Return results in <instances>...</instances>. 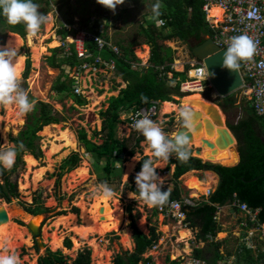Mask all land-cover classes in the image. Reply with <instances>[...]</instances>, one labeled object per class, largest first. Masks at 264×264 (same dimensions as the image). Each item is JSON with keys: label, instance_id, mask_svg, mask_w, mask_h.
I'll list each match as a JSON object with an SVG mask.
<instances>
[{"label": "rangeland", "instance_id": "obj_1", "mask_svg": "<svg viewBox=\"0 0 264 264\" xmlns=\"http://www.w3.org/2000/svg\"><path fill=\"white\" fill-rule=\"evenodd\" d=\"M51 1L50 7L42 5L39 8L40 12L47 15L48 20L41 26L38 34L35 37H29L27 34L26 39L20 37L21 45L16 44L19 48V54L24 55L23 70L19 73L21 87L28 92L29 100L35 102V109L25 117L20 118L16 115L14 108L0 107V146L15 144L13 139L18 138L26 131L30 117L35 114L39 117V112H36V110L40 104L49 105L58 114L62 122L59 125L43 128L38 134L37 145L42 151V157L36 158L26 151L22 156V162L16 165L15 171L10 175L11 184L16 185L17 196L12 197L10 201L0 199V207L5 206L10 214V221L6 225H11L7 235H0V253H14L19 257L20 264H40V258L47 257L50 252H60L66 263L72 264L80 253L88 250L91 253V264H114L117 256L131 255L135 252L136 243L132 228V214L137 228L142 233L148 235L151 227H156L162 233L156 243L159 248L156 251H148L145 255V257L150 255L154 264H167L168 259L173 260L180 256L183 258H185L184 256L192 257V252L187 250L186 246L184 247L183 243L179 241L181 240L180 229L184 226L180 221L165 219L160 214L158 207L149 208L137 199V195H129L132 193V188L136 189L134 179L139 172L138 168L141 167V161L145 157L154 159L149 152L145 151L144 137L133 127L132 118L136 114L135 110H130L121 115L120 123L116 125V136L120 140H128L129 147L133 148L136 153L134 157L121 164V168L117 167L115 162H121L125 157L120 158L114 153L113 167L115 170L112 174L108 175L104 171L106 163L87 153L85 145L80 141L79 136L83 131L86 133L88 140L99 146L104 145L107 138V132L105 131L107 123L103 115L109 109V100L118 98L121 92L127 88V83L123 81L121 73L116 70L115 63L105 61L102 57L103 63L100 62L101 58L97 57V61L87 62L82 67L72 66L67 62L73 55L72 47H74L78 56L76 45L80 41L93 37V35H99L96 34L98 30L101 33V29L96 28V21L99 20L101 27L105 22L108 25L106 37L109 38L107 42L110 49L119 56L122 54L120 46L131 49L137 59L132 61V67L134 69L148 68L151 47L141 44L142 38L138 36V31L140 30L139 25L142 23V13L148 12L147 9H152V0L143 3V10H138L135 3L132 7V4L124 2L122 5L117 6L115 12L110 11L106 17L97 14L95 4H91L89 13L84 14L79 5L74 0H70L72 10L68 15L66 14V8L62 11L59 10L60 0ZM82 7L86 9V3L82 4ZM128 10L130 13H125ZM88 17H91L92 22L85 26V20ZM71 18L73 22L67 23V20ZM63 28L72 31L71 35L63 38L60 34ZM12 34L10 32H5V34H2V31L0 32V48L7 44ZM89 42L95 41L89 40L84 43L86 57L91 55L86 47ZM164 45L174 52L173 71L183 72L186 66L192 68L191 65L194 60L191 46L189 47V45L178 39L166 41ZM97 46L99 47L98 44ZM56 49L58 52L54 53L53 51ZM99 50H101V47H99ZM144 53H147V56ZM55 54L56 63L60 65L59 68L52 66ZM78 59L83 60L84 58L78 57ZM28 62H30V70L27 74ZM193 72V69L187 72V78L192 79L194 77ZM66 75L73 80L74 95L86 102L84 106L79 107L76 105L75 100L69 98L67 94H58L54 91V88L66 79ZM170 78L171 74L168 73L167 79ZM167 84L170 87L172 84V87H174V84L170 81H167ZM208 84V81L203 82L204 87H207ZM185 92H191L192 94H186ZM180 93L183 95L182 98L172 97L174 103L171 104L176 107L175 112L162 115L163 104L158 103L155 113L149 115L153 121L161 125L169 137H172L181 127L177 111L179 106L185 105L182 103L184 99L199 98L206 101L205 103L208 106L214 105L219 109L221 108L219 98L212 89H205L202 94L200 89H194L191 83L185 82L181 84ZM209 94H211L212 100H205L208 99ZM232 96L235 100L236 109L228 113L230 117L222 114V120L227 128L229 125L236 123L238 118L242 116L241 106L243 102H250V94L244 90L236 92ZM187 105L193 111L202 112L204 116L203 119L199 118L196 123L193 120V124H199L205 119L212 121L207 112L205 114L194 105ZM49 127L50 132L45 131ZM193 129L194 127H191L189 130L193 131ZM64 131H69L72 134L74 144L69 145L66 139L62 137L61 134ZM192 133L197 136L195 140L199 146H195V141L189 143L192 156L199 157L200 155H196L195 151L201 147L212 151L201 145V137L214 142L218 136L217 133L215 136L207 135L204 129L198 133ZM53 146L56 150L52 149ZM216 148L223 153L229 150L234 151L236 146L233 144L227 149H219L218 146ZM75 154L80 159L77 167L72 171H69L68 167L62 169L66 160ZM27 157L33 158L31 162L27 161ZM174 157L173 154L170 159H174ZM134 159L136 164L129 175L126 172L127 164ZM202 159H204V162L211 161L215 163L216 161L209 157H203ZM219 159L216 162H219L218 164H232V161ZM169 161L163 167H157L155 163L153 166L157 167L158 175L163 178V190L172 192L175 186L172 178L174 165H169ZM84 166L86 172L81 175L77 174V170L84 168ZM191 172L195 173L183 175L179 178L177 188L181 190V198L198 201L202 196H206L213 182L216 185L217 181H213V178L210 177L207 183H203L205 175H203V171ZM104 182L114 191V196L107 199L106 203L116 210V213L114 212L115 217L111 211L101 214L100 209L102 206L97 205L98 203H104V201L94 195V190L98 184ZM0 183L4 184L3 181H0ZM97 210L98 212H96ZM31 211H38V215H34ZM87 212L97 216L98 226L92 228V231L91 228L81 229L84 218H87ZM23 214L29 217L26 218L25 216L24 218ZM104 216H109L112 222L102 220L101 218ZM33 217L43 218L39 236L42 246H40L38 237L33 236L26 227V224L32 221ZM111 223L113 229H102V226ZM186 228H189V226ZM54 238L59 239V242H61L56 249L52 247ZM66 242H70L71 246L68 247ZM193 242H196V239L191 240V243ZM182 250H184V253Z\"/></svg>", "mask_w": 264, "mask_h": 264}, {"label": "trees", "instance_id": "obj_2", "mask_svg": "<svg viewBox=\"0 0 264 264\" xmlns=\"http://www.w3.org/2000/svg\"><path fill=\"white\" fill-rule=\"evenodd\" d=\"M74 1L79 5L84 14L89 13V6L91 4L97 6L96 12L99 16L106 17L110 12V10L104 9L103 6L97 4L96 1L93 0H83L84 2L82 0ZM132 1L136 4L138 10H143V3L147 0ZM32 2L47 7H50L52 4L51 0H32ZM60 2L61 6H59V10L62 11V9L66 8V14L69 15L72 10L71 1L60 0ZM155 2L156 0H152L151 7ZM160 2L163 5L160 19L165 21L164 25L158 26L153 21L147 19L152 15V9L142 13V23L139 25L140 30L138 31V36L142 38L141 44H146L151 47L148 68L134 69L132 67V61H136L137 59L131 49L120 46L122 54L119 56L109 47L99 50L95 42H89L86 45L91 54L90 56L83 60L78 59L74 47H72L73 55L67 60L72 66L82 67L85 63L95 62L97 61V57H102L105 61L115 63L116 70L121 73L123 81L127 83V88L121 92L118 98L109 100V109L103 115L107 123L105 129L107 138L105 139L104 145L99 146L88 140L86 133L83 131L79 136L80 141L83 142L86 147L87 153L106 163L104 171L108 175L112 174L115 170L113 167L114 153L120 158H123V156L125 157L121 160V164L126 162L129 158L134 157L136 153L133 148L129 147L128 140H120L116 136V125L120 123L121 115L130 110H135V112L142 109L151 110L154 107V103H174L172 97H183L180 93L181 84L190 80L187 78L186 74L192 68L186 66L183 72L173 71L172 64L174 61V52L165 46L164 42L178 39L185 44H189L191 40H203L205 36L214 38V30L208 22L206 13L203 10L205 0H160ZM85 3L86 9H83L82 4L84 5ZM103 10L105 11L103 12ZM90 18L91 17H88L85 20V26L92 22ZM72 22V18L67 20L69 24ZM96 28L101 29L99 20L96 21ZM1 31L2 34H5V32L17 34L23 39L27 37V32L23 23L15 26L9 25L3 15H0V32ZM71 33L72 31L63 28L60 34L65 38L71 35ZM96 34L103 36L106 42L109 41L106 34L104 35V31L101 34L98 30ZM55 44H57V42H55ZM190 49L192 53V47ZM53 52L57 53L58 50L56 49ZM192 57L197 59L198 62H202L199 58L195 57L193 53ZM52 62L54 68L60 67V65L56 63V54L53 56ZM29 70L30 62L27 64V74ZM168 73L171 74L170 79H167ZM66 76V79L60 82V84L54 88V91L58 94H67L69 98L75 100L77 106H84L86 102L74 95L72 87L73 80L70 79L68 75ZM167 81L172 82L174 87H172V84L171 87L168 86ZM142 95L148 98V103L142 102ZM224 101L227 102V109L229 112L236 109L233 96ZM241 108L244 112L243 119L238 121L236 126L229 129L232 131L239 144V150L249 152L237 165L233 167H223L203 162L201 159L193 157L191 151L190 159L186 164L181 163L176 157L169 161V165H174L172 178L175 182L173 191L170 192L169 202L180 200L181 190L177 188V181L186 173L191 171L212 170L222 177L220 188L210 196L208 202H203L200 206L191 209L186 214V222H191L190 227H193L195 221L201 223L202 232L200 237L203 239L208 234L215 235L217 233V222L215 220L218 211L217 206L226 205L232 200L233 195H236L240 202L246 203L252 209L260 208L259 220L264 223V120L255 115L250 108L249 102L244 101ZM36 112H39V117L36 114L30 117L26 131L18 138L13 139L15 144L18 145L23 143L24 145L23 150H18L17 163L10 170L0 168V181L4 183H0V199L10 201L12 197L17 196L16 185L10 182V175L15 171L16 165L22 162V156L26 151L36 158L42 157V151H40L37 145V140L39 139L38 134L43 128L51 125H59L62 122L58 114L50 108L49 105L40 104ZM146 159H148V157H145L141 161V166ZM79 160L77 154L73 155L66 160L62 169L68 167V170L72 171L77 167ZM140 169L141 167L138 168V171H140ZM131 192L138 196V190L132 188ZM31 212L34 215H38V211ZM131 220L133 221L132 228L134 230L136 250L131 255L117 256L114 263L139 264L141 261H144V264H148L152 261V258L143 259V255L159 241L161 234L157 232L156 227H151L150 233L146 235L137 228L132 214ZM66 244L68 247L71 246L70 242H66ZM199 254L200 251H196V255L199 256ZM90 256L91 253L88 250L84 253H80L72 264H91ZM40 264L68 263H66L60 252H50L47 257L40 258ZM168 264H178V262L174 260Z\"/></svg>", "mask_w": 264, "mask_h": 264}, {"label": "clouds", "instance_id": "obj_3", "mask_svg": "<svg viewBox=\"0 0 264 264\" xmlns=\"http://www.w3.org/2000/svg\"><path fill=\"white\" fill-rule=\"evenodd\" d=\"M124 2L125 0H96L97 4L112 12H115L117 6ZM162 7L160 0H156L152 5V15L148 17L158 26H163L165 23L160 19ZM39 8L40 5L33 3L32 0H0V15L6 18L9 25L15 26L23 23L29 37H35L41 26L48 20L47 15L40 12ZM258 12V9H254L248 15L254 19H261ZM255 52V42L249 35L245 33L233 36L224 53L222 67L229 71H235L239 69L242 62H250ZM23 56L19 54V48L12 42L0 48V107L14 108L16 115L20 118L35 109V102L29 100L28 92L21 87L20 75L16 67L18 60ZM202 72L205 70L202 69ZM212 75L214 74L205 72L207 78ZM141 100L143 103H148L146 96L142 95ZM177 116L182 129L191 128L194 113L189 105L179 106ZM133 127L142 134L146 144L145 151L154 158L144 160L140 171L135 175L134 183L138 189L137 199L149 208H163L169 203L171 194L169 191L163 190V178L158 175L156 169L166 165L173 154L177 160L186 164L190 159L189 140L184 131L170 138L161 125L153 121L147 114H143V118L136 119ZM23 149V143L0 146V168L10 170L15 164L18 150ZM154 163L157 167L153 166ZM115 164L121 168L119 161ZM94 195L107 200L114 196V191L104 182L95 187ZM129 195H135V193ZM0 264H20V260L14 253H0Z\"/></svg>", "mask_w": 264, "mask_h": 264}, {"label": "built area", "instance_id": "obj_4", "mask_svg": "<svg viewBox=\"0 0 264 264\" xmlns=\"http://www.w3.org/2000/svg\"><path fill=\"white\" fill-rule=\"evenodd\" d=\"M215 7L222 10L221 20L218 22H214L215 18L210 17L211 10ZM254 9L259 10L258 15L261 19L249 17L248 13ZM203 10L214 30L213 39L221 48L227 50L233 36L245 33L255 42L256 52L253 59L250 62H242L239 68L243 78L242 90L250 94V107L258 118L264 120V0H205ZM102 33L103 26L101 27ZM89 40L95 41L101 47V50L109 47V43L102 36L93 35V37L80 41L76 45L79 58H86L84 43ZM100 62L103 63V60L101 59ZM191 66L194 71V77L186 83H191L194 89H200L202 94L205 89H211L209 84L207 87L203 86V82L208 80L205 76L206 68L203 62H193ZM202 69L205 72H202ZM185 93L192 94L191 92ZM156 107H158V103H154V107L151 110L142 109L136 112L132 121L135 122L136 119L143 118V114L148 116L154 114ZM138 113L141 115L138 116ZM233 206L239 207L240 210L246 212L252 221L257 220L260 213L259 209H252L249 206L240 204L235 199ZM195 207L196 204L193 199L182 198L173 200L163 208H158V210L165 219L180 221L184 227H187L189 223L186 222V213ZM157 248L156 244L152 246V250H157ZM192 264L204 263L199 259H194Z\"/></svg>", "mask_w": 264, "mask_h": 264}, {"label": "crops", "instance_id": "obj_5", "mask_svg": "<svg viewBox=\"0 0 264 264\" xmlns=\"http://www.w3.org/2000/svg\"><path fill=\"white\" fill-rule=\"evenodd\" d=\"M125 2L132 4L133 7L134 2L132 0H125ZM147 10L150 11V9ZM126 12L130 13L129 10L125 11V13ZM103 29L105 35L107 29L106 22L103 23ZM241 113L242 116L238 118V121H241L243 119L244 112L242 108ZM238 121H236V123L232 125H229L228 129L236 126ZM231 152L235 157V161H233L232 164L224 165L223 167H233L237 165L248 155L249 151L239 150V144L237 142L236 149ZM206 172L208 171H203V175H205L203 177L204 181L202 182L207 183L210 180V177H212L213 181L216 180L217 183L215 185V182H213L206 196H202V198H199L198 201L194 199V202L196 204L195 208L200 206L203 202H208L210 196L217 192V190L220 188L219 187L217 189L219 182V178L216 175L217 173L212 170L209 171L211 173ZM234 199L237 200L240 204L248 206L246 203L240 202L236 195H233L232 200L226 205L217 206L218 211L215 217V220L217 222V233L215 235L208 234L204 239L201 238L200 235L202 232V225L197 221L194 222L193 227H190L191 222H187L189 223V225H187L189 226V228H186L184 226L183 228L181 226L182 228L180 230L189 231L190 237L187 238L186 241H179L183 243L184 247L186 246L187 250L192 252V257L184 256L185 258H183L182 256H180L173 260L168 259L167 264L174 260H176L178 264H192L194 259H199L204 264H264V223L259 220V215L257 220L252 221L250 219V216L246 212L240 210L239 207L233 206ZM257 209L261 211L260 208ZM195 229H197L198 231H196ZM157 232H159L162 236V233L160 231L157 230ZM221 234L224 235L220 236ZM195 239L196 242L191 243V240ZM187 241H189V243H187ZM156 246H158V244H156ZM148 251L156 250H152L151 248L148 249ZM196 251H200L199 256L196 255ZM182 252L184 253V250H182ZM146 253L143 255V259L151 258L150 255L145 257V255H147ZM139 264H144V261H141ZM150 264H154L153 260L150 262Z\"/></svg>", "mask_w": 264, "mask_h": 264}, {"label": "water", "instance_id": "obj_6", "mask_svg": "<svg viewBox=\"0 0 264 264\" xmlns=\"http://www.w3.org/2000/svg\"><path fill=\"white\" fill-rule=\"evenodd\" d=\"M197 41V40H196ZM226 49L221 48L218 46L214 39L209 36H205L203 40L198 41V44L196 46H192V53L195 57L199 58L205 68L207 73H212L214 75L210 76V78H207L209 82L210 88L215 92L217 97L220 100H225L232 95H234L236 92H239L243 88V78L240 73V68L235 71H229L222 67L223 63V56L226 52ZM203 96V95H202ZM203 98H205L203 96ZM205 100H211V99H205ZM207 115L211 117L212 121H209L207 119L203 120V122L199 123L196 127H194L193 131L194 133L200 132L202 129H204L207 133V135H213V132L216 128L217 137L215 139V142L212 143L208 139H202L201 145L206 146L209 149H211V154H216L215 146H218L219 149H227L229 146L237 145V140L234 137L232 131H230L225 123L222 120V117L224 115L223 111L219 109L218 107L211 105L207 110ZM194 113V112H193ZM223 114V115H222ZM201 114L194 113L193 120L196 123L197 120H199ZM193 126V124H192ZM191 126V127H192ZM184 131L187 135V138L189 140V143L193 140V133L189 131V129L185 130L181 127L174 133L172 137H174L177 133ZM171 138V137H170ZM202 152L201 148L196 149L195 154L199 155ZM195 158H199L196 156H193ZM202 159V158H199ZM203 160V159H202ZM204 161V160H203ZM208 163H212L211 161H206ZM214 165H222L218 163H212ZM224 166V165H222ZM219 178L218 187L222 184V178L219 174H216ZM100 213L104 214V208L102 207L100 209ZM104 220V217L101 218ZM9 216L7 213V210L5 207H0V225L8 222ZM26 227L29 229V231L32 233L33 236H37L40 243V227L35 226L32 221H29L26 224ZM40 246L42 244L40 243Z\"/></svg>", "mask_w": 264, "mask_h": 264}, {"label": "bare ground", "instance_id": "obj_7", "mask_svg": "<svg viewBox=\"0 0 264 264\" xmlns=\"http://www.w3.org/2000/svg\"><path fill=\"white\" fill-rule=\"evenodd\" d=\"M221 16H222V10L221 9H219V8H217V7H215V8H213L212 10H211V14H210V17L211 18H215V22H218V21H220L221 20ZM9 42H12V43H14L15 45L18 43V44H20L21 45V39H20V36L19 35H17V34H12L11 35V38L9 39V41L7 42V44L9 43ZM6 44V45H7ZM39 50V49H38ZM145 54V56H147V53H144ZM24 61V57H22V58H20L19 60H18V62H17V65H16V67H17V71H18V73H20L22 70H23V62ZM192 75L194 76V72L192 73ZM206 101H202L201 99H199V98H186V99H184V101H182V103H184V104H191V105H194L195 107H197L198 109H200V110H202L203 112H205V114H206V110L210 107V106H208L207 105V103H205ZM176 111V107L174 106V104H171V103H166V104H163V109H162V115H167V114H170V113H172V112H175ZM193 111V110H192ZM194 113H199V114H201V116H200V118H204V116H203V113L202 112H197V111H193ZM160 113V112H159ZM222 117V116H221ZM202 123V122H201ZM198 124H193V126L192 127H196ZM50 130V127L49 128H46L45 129V131H49ZM203 130V129H202ZM189 131H191V130H189ZM50 132V131H49ZM192 132V131H191ZM62 137L63 138H65L66 139V142L70 145V144H74V137L72 136V134L69 132V131H64L62 134ZM193 135V140L192 141H195L196 142V140H195V138L197 137L196 135H194V134H192ZM201 135V134H200ZM213 135L215 136L216 135V128H215V130H214V132H213ZM202 136V135H201ZM202 139H204V137H201ZM212 143H214L215 142V140H214V142L213 141H211ZM195 146H197V147H199L198 146V143L196 142L195 143ZM202 148V147H201ZM215 148H216V146H215ZM52 149H55V146H53V148ZM230 149V148H229ZM56 150V149H55ZM216 154L215 155H212L211 154V151L210 150H207V149H204V148H202V152L199 154L200 156V158H203V157H209L210 159H215L216 161H215V163L217 162V159H219V158H221L223 161H235V157H234V155L232 154V152L229 150V151H227V152H223V153H221L217 148H216ZM236 155V154H235ZM33 158L32 157H27V161L29 160L30 162H31V160H32ZM239 159V158H238ZM204 160V159H203ZM220 160V159H219ZM219 163V162H218ZM223 163V162H222ZM135 164H136V160L134 159L132 162H130V163H128L127 164V171L126 172H128L129 173V175H130V172H132V170L134 169V166H135ZM227 164V163H226ZM230 164V163H229ZM85 166H84V168L82 167V168H80L79 170H77V174H79V175H81L82 173H85L86 171H85ZM192 173H195V172H190V173H186V174H184V176L185 175H189V174H192ZM102 201H104V203H98L97 205L98 206H102L103 208H104V213L106 212V211H111L112 212V214H113V216L115 217V215H114V212L116 213V210H114V207H111L109 204H107L106 203V200L105 199H102ZM3 207H5V206H3ZM5 209H6V207H5ZM86 209V208H85ZM96 209V208H95ZM19 211V210H18ZM84 211V210H83ZM87 211V210H86ZM92 211V210H91ZM96 212H98V210L96 211ZM7 213H8V216H9V221H10V214H9V211H7ZM17 213V212H16ZM17 214H19L20 215V213H17ZM91 214V213H90ZM88 212L86 213V217L87 218H84V224H83V226H82V228L81 229H86V228H91V231H92V228H97V226H98V224H97V221H96V217L97 216H95V215H93V214H91L90 215ZM24 215V214H23ZM25 216L26 215H24V218H25ZM27 217H29V216H26V218ZM64 218V217H63ZM62 220H64V219H62ZM69 220V219H68ZM67 220V221H68ZM72 220V219H71ZM104 220H106V221H108V222H112L111 221V219H110V217L109 216H104ZM8 221V222H9ZM42 221H43V218L42 217H33V219H32V223L35 225V226H38V227H40V225H41V223H42ZM73 221H74V219H73ZM8 222H5V223H3V224H1L0 225V235H7L9 232H8V229H10L11 228V225H6V223H8ZM63 222V221H62ZM112 223L111 224H106V225H104V226H102V229H108V230H111V229H113L112 228ZM90 230V229H89ZM104 233V232H103ZM224 235V234H223ZM222 234L220 235V236H223ZM190 237V232L189 231H186V230H181L180 231V239L181 240H186L187 238H189ZM54 243L52 244L53 246L52 247H54L55 249L56 248H58L59 246V244L61 243V242H59V239H56V238H54V241H53ZM95 251H97V250H95ZM99 251V250H98ZM99 254V253H98ZM103 254V253H102ZM102 259V258H101ZM36 263V262H35Z\"/></svg>", "mask_w": 264, "mask_h": 264}, {"label": "flooded vegetation", "instance_id": "obj_8", "mask_svg": "<svg viewBox=\"0 0 264 264\" xmlns=\"http://www.w3.org/2000/svg\"><path fill=\"white\" fill-rule=\"evenodd\" d=\"M198 41H200V40H198ZM198 41H196L195 39H193V40H191L190 42H189V44H187V45H189V46H196L197 44H198ZM190 47V48H191ZM193 62H198L197 61V59H195V58H193ZM207 98H209V99H211V94H209L208 96H207ZM212 100V99H211ZM218 101H220V104H219V106L221 107V110L223 111V113L225 114V115H227L228 117H230L227 113L229 112V110L227 109V102L226 101H224V100H220V99H218Z\"/></svg>", "mask_w": 264, "mask_h": 264}]
</instances>
